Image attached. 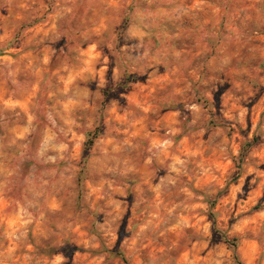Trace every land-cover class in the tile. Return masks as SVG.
<instances>
[{
    "label": "rangeland",
    "instance_id": "1",
    "mask_svg": "<svg viewBox=\"0 0 264 264\" xmlns=\"http://www.w3.org/2000/svg\"><path fill=\"white\" fill-rule=\"evenodd\" d=\"M58 1L11 0L17 13L26 7L27 14L15 17L18 26L0 45L1 53L45 22L60 7ZM201 1L117 0L112 9L105 0H86L87 22L58 20L46 41L49 53L67 66L47 77L56 82L57 106L63 108L81 88L98 95L87 98L97 106L62 117L54 103L40 97L27 113L36 127L27 143L5 144L9 167L20 174L0 177L5 184L0 186V264H238L222 235L238 239L241 264L245 239L255 240L264 252V222L256 234V222L239 225L264 210V0H217V21L213 14L211 24L210 8ZM139 4L146 5L141 13L150 14V24L156 25L142 42L156 58L138 59L136 49H129L133 58L126 63L121 51L128 48L122 50L121 41ZM104 14L108 32L95 29ZM168 18L169 29L162 20ZM166 28L195 53L193 61H181L180 74L167 75L168 62L160 54ZM113 33L118 46L110 48ZM94 40L101 58L109 59L104 84L95 73L71 77L65 87L79 51ZM122 73L138 79L120 84ZM101 89L108 90L101 119L105 134L84 152L85 132L94 128L104 99ZM111 103L118 113H108ZM170 112L176 114L164 128L158 121ZM6 116L10 123L24 122L20 113ZM246 143L252 146L240 161ZM86 154L80 191L77 178ZM65 241L81 251L70 258L46 252Z\"/></svg>",
    "mask_w": 264,
    "mask_h": 264
},
{
    "label": "crops",
    "instance_id": "2",
    "mask_svg": "<svg viewBox=\"0 0 264 264\" xmlns=\"http://www.w3.org/2000/svg\"><path fill=\"white\" fill-rule=\"evenodd\" d=\"M10 1L11 0H0V45L6 44L11 40V33L16 30L18 26L16 21L17 19L15 17L21 18L27 14L25 10L26 7H24L22 10H19L17 13L15 8L11 7L12 2ZM105 1L107 2L108 7H112V9L117 5V0ZM86 3V0L58 1L57 4H59L60 7L54 13L49 14L45 22H40L28 29L24 34V38H22L18 45L11 46L0 54V131H2L0 136V177L11 176L12 174H20L18 169H12L9 167L11 157L7 150H5V144L24 145L27 143L28 133H33L36 130V127L32 126L30 123L31 117H29L27 113L28 111H33L34 107L36 106V102L37 100H40V97H45V99H48L51 104L54 103L52 104V107H56L62 117H65L66 113H70L71 111L90 110L89 112H92L93 108L97 106L94 104V102L89 100L92 98H98V95H95V93L92 94L93 92L87 90L86 88H81L78 90L76 95L71 96V98H67L63 104V108H59V106H57L59 102V93L53 88L55 87L56 82L48 81L47 79V77L51 76L52 73L59 71V67L61 65L64 64L62 69L67 67L65 66V63H61V59L58 58L57 53H49L48 47L50 45L48 42H46L48 37L56 33V23L62 17H66L68 19V23L71 25H73L72 23H74V19L76 18H80L82 23L87 22V15L84 11V5ZM202 3L205 4L207 8H210L212 15L209 21L210 24L213 22V14L216 16L217 21L218 1L215 0V2H213L210 0L208 2L206 0H202L201 4ZM143 7H146V5L139 4L135 11L136 13H134V15L131 17L132 19L125 28V32L121 41V49L123 50L124 48H128L121 51V57L126 63H128L130 59L133 58V55L138 59L144 58L147 61H154L156 58V56L153 55H156L157 52L151 54L146 48L148 46L142 45L143 38L151 33L153 26H156L155 24H153V26L150 24L152 19L147 17L150 16V14L144 15L141 13L145 10ZM162 20L166 21L164 23H166L165 25L168 29L171 28V18ZM108 21L109 16L104 14V16H102L98 22V27L95 29L97 31L102 30L104 32L111 31V28L107 29V26L105 25ZM167 28L166 32L168 37L162 44V52L160 54L163 53L164 57L162 59L165 58V62H168V67L166 70L167 75L169 73L180 74L183 72L182 65H180L181 61L190 57V60L193 61V59H195V53L190 47H183L182 43L177 40V33L172 30H168ZM194 29L195 28H192V30ZM76 30L82 31L83 28L77 27ZM114 30L116 31V29ZM85 37H90L88 32L86 33ZM114 38L115 34L113 33L111 40L107 44V47L112 48L113 46H118V39L113 40ZM85 40L89 39L85 38ZM97 45L98 41H87V43L84 45V48H81L79 51L77 68L76 70L73 69L69 71L68 79L67 81H64L66 82L65 87L67 84L73 81L71 77L86 79L93 77L95 73H97L99 77L98 80L104 84L103 82H105V77H107L106 74L108 71L109 59L108 57L101 58L100 53L96 49ZM34 46L40 48L32 50V47ZM129 49H136V51L132 55L131 52H127ZM150 66H153V64H150ZM111 70V77L115 80L118 74L117 67L114 66V68ZM46 81L50 83H47ZM46 88L52 89L44 92ZM89 96L90 99L87 100ZM113 110H116V106L114 103H111L107 111L109 113ZM10 112L22 114L24 122L10 123V120H6V114ZM116 113H118L117 110ZM175 114L176 112H170L168 115L164 114L158 123H160L164 128L170 127L172 121L169 120V117L171 119V116ZM117 119L118 116H116L113 120ZM87 126L89 127V124H87ZM29 127H31L32 130L29 131ZM2 185L5 184L0 182V186ZM233 209L234 201L230 203L228 211L232 212ZM222 215L224 217L226 213L222 212ZM251 221L256 222V225L253 227L255 229L254 234H256L258 231V226L264 222V210L243 218L240 220L239 225L241 226L244 223ZM10 222V219L5 222L4 234L7 236L10 234ZM251 228L252 226H248L247 230ZM142 230L143 227L139 229L138 234H141ZM244 232L245 231H242L243 234ZM239 254L243 259L242 264H264V252L262 253V249L252 238L247 240L245 239L242 242V245L239 247ZM22 259L24 260V258ZM105 264L118 263L114 261L112 263Z\"/></svg>",
    "mask_w": 264,
    "mask_h": 264
},
{
    "label": "trees",
    "instance_id": "3",
    "mask_svg": "<svg viewBox=\"0 0 264 264\" xmlns=\"http://www.w3.org/2000/svg\"><path fill=\"white\" fill-rule=\"evenodd\" d=\"M1 54V51H0ZM138 79L136 76L134 75H129L127 73H122L120 76V84H124L125 82H131ZM101 93L104 97L103 101L100 104V107L98 109V113L96 116V120H95V124H94V128L90 131H86L85 132V141L83 143V150L88 151L90 150V148L93 146L94 140L97 139L100 136H103L105 134V130L101 125V119H102V112L104 109V105H105V99L108 93L107 89H101ZM255 142V140L253 141ZM252 146V144H244L241 148L240 154H239V160L242 161L245 154L248 152V149ZM88 158V154H86L84 156V161H83V166L81 168V170L79 171L78 174V178H77V185L80 188L79 190L81 191V187H82V183L81 181L85 178V172H86V167H85V162ZM80 195V194H79ZM80 196H78L79 198ZM260 207L259 205L253 207L252 211H256L258 210ZM220 240H222L224 243H226L227 245H229L232 248L233 251V257L234 259L238 262V264H241L238 261V257H237V253H236V249L238 246V239L237 238H227L226 235H222V237L220 238ZM77 251H81L80 248L76 247L75 245L69 243L68 241H65L63 245L59 246V247H48V250L46 249V252L48 254H53V253H57L60 252L62 253L65 257L70 258L75 252ZM116 256H120V258L125 261L124 257L121 255V253H116Z\"/></svg>",
    "mask_w": 264,
    "mask_h": 264
}]
</instances>
